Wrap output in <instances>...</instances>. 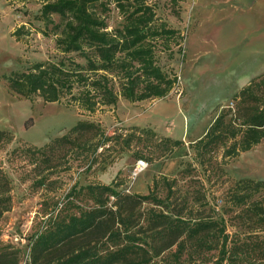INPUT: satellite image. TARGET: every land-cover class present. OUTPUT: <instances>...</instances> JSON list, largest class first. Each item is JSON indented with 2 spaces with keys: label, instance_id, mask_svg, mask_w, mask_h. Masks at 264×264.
I'll list each match as a JSON object with an SVG mask.
<instances>
[{
  "label": "trees",
  "instance_id": "trees-1",
  "mask_svg": "<svg viewBox=\"0 0 264 264\" xmlns=\"http://www.w3.org/2000/svg\"><path fill=\"white\" fill-rule=\"evenodd\" d=\"M172 2L178 4L179 0ZM112 7L122 20L111 27ZM175 13L179 15V11ZM35 17L43 23L39 29L43 35L55 36L56 48L63 55L56 61L38 60L6 74L8 89L20 96L64 100L94 112L104 105H116L120 97L130 101L165 97L177 84V74L164 69L158 52L169 49L172 56V43L180 45L184 36L167 21H159L150 0H43ZM31 25H18L12 35L18 40L30 36ZM231 100L234 105L223 106L206 133L191 143L200 163L218 147L223 148L225 158H231L264 140V73L252 78ZM114 136L99 122L80 119L62 136L28 147L41 154L47 164L48 172L39 177L38 184H45L55 172V152L63 143L96 158ZM12 139L9 129H0V142ZM131 140L127 134L123 144L130 145ZM162 140L169 143L168 149L183 143L168 136H161ZM161 178L168 186L164 197L155 191L160 178L155 179V189L144 195L123 194L112 183L73 187L70 202L76 209L62 206L51 212L44 228L33 237L32 264H138L137 257L147 261L148 255L158 256L167 250L176 261L187 253L184 261L199 260L201 264H264V179L235 180L218 207L200 191L193 197L186 194L179 202L180 195L168 178ZM11 190L12 179L0 164V218L12 207ZM111 195L120 201L115 203L116 209L107 207ZM139 201L162 207L150 211L149 235L142 239L150 248L136 243L141 237L131 231L132 203ZM115 222L125 227L127 243H116V249L103 254L98 245L105 235H93L111 224L108 238L118 240L121 233L113 228ZM78 239L83 244L64 257L56 256L60 244ZM9 246L13 249L0 247V264H20L21 249Z\"/></svg>",
  "mask_w": 264,
  "mask_h": 264
},
{
  "label": "rangeland",
  "instance_id": "rangeland-1",
  "mask_svg": "<svg viewBox=\"0 0 264 264\" xmlns=\"http://www.w3.org/2000/svg\"><path fill=\"white\" fill-rule=\"evenodd\" d=\"M42 1L0 0V129H9L13 134L11 141L0 142V164L12 179V207L0 218V247L13 249L9 245H14L21 249L20 264H32L33 237L44 228L51 212L62 206L65 209L73 208L70 191L75 186L80 188L90 183H112L123 194L144 195L155 189V179L160 178L155 191L164 197L168 186L161 177L166 176L177 195H180L177 196L179 202L186 194L193 197L200 191L213 205L220 207L235 180L264 179V140L231 158H225L223 148L218 147L206 155L202 163L191 147L192 142L206 133L223 106L234 105L231 98L235 92L225 101H215L212 110H200L201 104L207 99L200 100V95L191 92L188 89L191 85L186 82L191 73L195 50L199 47L204 50L211 45L200 41L204 32L199 36L195 30L200 18L203 19V28L201 26L199 29L202 31L208 27L210 16L203 12V8L217 0H179L178 4H173L172 0H150L160 17L159 21H167L169 25L180 29L184 36L180 45L172 43V56H169V49L158 52L159 63L164 69L177 74V84L165 97L137 101L120 97L116 105H104L94 112L76 104L68 105L64 100L49 102L39 95L31 98L20 96L6 85L4 76L10 71L23 69L38 60L56 61L63 55L56 48L55 36H45L39 30L43 23L35 15ZM174 9L179 11V15ZM121 20L117 9L112 7L109 13L110 26L117 25ZM30 22L33 27L30 36L18 40L12 35L18 25L26 23L30 26ZM77 60L84 62L82 57H77ZM202 68L207 70L206 65ZM209 86L216 89L215 83ZM165 100L177 101L182 109L173 119L154 118L155 105ZM185 109L190 113L188 116L193 132L181 135L178 131L183 117L178 114L186 112ZM80 119L95 120L108 134L115 135L109 142L110 146L100 148L101 152L93 158L63 143L55 152V172L45 184H38L39 177L48 172L47 164L41 154L28 147L42 146L52 138L62 136ZM140 128L147 130L141 131ZM127 134L131 135L130 145L123 144ZM161 136L182 139L183 143L168 149L169 143L161 141ZM15 148L16 151H13ZM139 159L146 163L142 169L136 166ZM116 202L120 201L111 195L107 207L116 209ZM132 204L134 225L131 231H137L138 237H141L136 243L150 248L142 240L149 235L147 228L150 211H159L162 207L149 201ZM108 228H111V224L105 226L99 234L93 235L95 238L105 235L99 238L98 245L103 254L116 249V243H127L126 230L122 224L113 223V228L121 233L118 240L108 238ZM82 241L63 242L57 248L56 256L64 257L83 244ZM168 253L169 250L158 256L148 255L147 261L137 257L138 264H201L199 260L184 261L188 257L187 253L181 261L173 260Z\"/></svg>",
  "mask_w": 264,
  "mask_h": 264
},
{
  "label": "crops",
  "instance_id": "crops-1",
  "mask_svg": "<svg viewBox=\"0 0 264 264\" xmlns=\"http://www.w3.org/2000/svg\"><path fill=\"white\" fill-rule=\"evenodd\" d=\"M203 12L210 16L208 27L199 29L203 25L200 18L195 32L199 36L204 32L200 41L211 45L195 50L186 82L191 85L187 87L191 92L200 95V100L207 99L199 108L206 111L212 110L215 101H225L254 75L264 71V0H217L205 5ZM203 65L207 70H203ZM210 83H215L216 89L210 88ZM181 109L177 101H160L153 109V116L173 119ZM179 114L183 120L178 133H192L188 110Z\"/></svg>",
  "mask_w": 264,
  "mask_h": 264
},
{
  "label": "built area",
  "instance_id": "built-area-1",
  "mask_svg": "<svg viewBox=\"0 0 264 264\" xmlns=\"http://www.w3.org/2000/svg\"><path fill=\"white\" fill-rule=\"evenodd\" d=\"M145 161L143 160V159H139L138 161H137V164H136V166H137V169L139 168V169H142L144 166H145Z\"/></svg>",
  "mask_w": 264,
  "mask_h": 264
}]
</instances>
